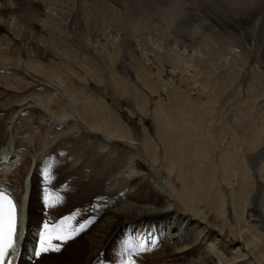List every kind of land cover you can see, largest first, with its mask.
Returning a JSON list of instances; mask_svg holds the SVG:
<instances>
[{
	"label": "bare ground",
	"instance_id": "1",
	"mask_svg": "<svg viewBox=\"0 0 264 264\" xmlns=\"http://www.w3.org/2000/svg\"><path fill=\"white\" fill-rule=\"evenodd\" d=\"M71 1H57L58 5L66 6L63 8L67 11L66 16L75 7ZM126 4L130 7H126L125 16L123 13L118 15L114 9H108L111 13L104 10L106 5L101 0H89L83 9L88 10L90 18H95L93 22L99 21L109 30L117 27L122 32V37L115 34L111 40H120L125 48L137 42L135 47L139 46L141 53L132 49L122 52L128 54L130 66L137 65L132 62V57L139 61L137 77L145 88L150 83L144 70L156 74L160 67L153 60L156 54L160 58L169 57L174 69L223 70L219 53L232 45L220 30L207 26V18L201 14L202 7L222 23L233 24L240 16L251 23L256 22L259 27L254 29L252 42L247 39L248 50L251 52L259 42L264 50V0H127ZM147 46L151 49L149 52L152 51L150 55L141 50ZM179 46L191 50L192 63L187 59L189 55L183 56L176 51ZM114 48L107 49L105 58L113 60ZM119 55L118 52L115 57ZM3 66L4 70L12 65ZM14 69L19 70V77L25 74L34 78L32 75L37 72L50 77V70L37 62L29 63L24 70L18 65ZM93 70L94 67H87L92 75ZM112 70L113 67L108 76L109 89L114 92L122 87V91L129 90ZM52 75L56 76L55 73ZM50 78L43 82L49 85L51 98L36 102L45 113L43 118L62 127L61 141L66 135H81V128L94 137L83 139L81 148L74 146L65 150L60 143L56 146L51 143L53 145L39 152L32 137L17 136L11 131L13 136L0 150V182L5 180L22 197L23 179L28 178V185L25 184L29 195L28 227L21 258L27 256L34 245V228L40 224L43 208L39 196L41 187L47 184L50 193L58 191L63 198H52L60 208L58 212L49 208L51 217L65 214L76 216L78 220L85 218L84 210L77 211V207L83 205L89 209L91 201L98 199L100 218L79 241L68 244L71 246L63 250L66 254L61 253L62 257L61 254L45 256L36 264H89L105 248L110 255V238L128 224L138 228L139 232L145 228L147 236L150 232L158 235L159 244L149 246L151 254L148 252L147 264H264V117L256 118L259 115L255 108L243 107L241 122L246 123L242 125L246 128L243 139L230 128L216 138L210 131L214 125L212 118L196 117L186 105L157 102L150 112L154 134L143 128L141 136H137L129 125L133 111L118 109L126 123L112 112L101 110L100 102H80L79 96L69 91L63 81ZM98 80L102 85L103 80ZM256 94V98L264 95ZM136 101L139 111L147 114L149 109L144 108V102ZM220 141L223 144L214 149L215 143ZM239 142L240 148H230ZM119 144L123 146L120 151L117 149ZM30 158L33 163L32 160L27 163ZM235 175L236 182L233 181ZM148 176L152 183L148 182ZM66 228L70 229V222ZM130 239L134 242L133 237Z\"/></svg>",
	"mask_w": 264,
	"mask_h": 264
},
{
	"label": "rangeland",
	"instance_id": "2",
	"mask_svg": "<svg viewBox=\"0 0 264 264\" xmlns=\"http://www.w3.org/2000/svg\"><path fill=\"white\" fill-rule=\"evenodd\" d=\"M57 1L0 0V150L8 144L7 141L13 136L12 133L17 136L32 137L33 141H35L34 146L39 152L48 145L55 144L56 146L57 143H60L65 150L74 146L81 148L83 139L87 136H90V138L94 137L92 133H87L85 128H81V135L74 136L72 134L67 136L65 134L66 136L61 141V133H64L62 127L49 118H43L45 113L41 107L36 105V102L39 99L49 100L51 98L49 85H45L43 82L50 77V80L53 79L52 81H63L69 91L79 96L80 102H92L95 104L100 102L101 110L105 113L112 112L113 116L120 117L122 120L124 119L118 114L119 108L121 111L122 109L127 112L133 111L129 119V125L137 136H141L143 128L150 130L152 135L154 134V121L150 112H152V108L157 102L186 105L188 106L187 110L196 117L203 115L205 118H212L214 125L210 131L216 138L218 135L220 136L221 132H225L226 129L230 128L235 133H239L241 139H243V132L246 130L242 126L245 122H241L243 121L244 106L255 108L254 111L259 115L255 116L256 118H260V115H262V118L264 117V95L263 97L259 95L256 98V93H264V50L261 42H259L255 48L253 47V53L252 51L249 52V42L247 40L249 38L251 41L253 40L252 37H255L253 32L259 27L256 22L251 23L246 17L240 16L233 24L228 21L223 22V24L217 17L209 14L205 7H202L201 14L203 13L204 15H202L207 18V26H211L210 28L215 31L220 30L224 34L226 41H229L232 45L231 47L228 45L225 51L219 53V61L223 65V70L214 71V69H207L205 72L203 70H197L196 72L193 67H186L183 70L174 69L169 57L167 59L160 58L159 54L152 55L154 56L153 60L160 67H157L158 71L156 74H153V72L147 73L149 69L146 71L143 69L146 73L145 78L150 83L148 89L137 77L139 74V61L136 60L135 56L132 57V62H137V65L130 66L128 54L122 52L124 49H132L141 53L139 46L138 48L135 47L137 42L134 41L130 43L133 46L130 45L129 48H125L123 43L120 44V40H111L118 34H120L118 35L119 38L122 37V32L117 27L109 30V27L103 26L99 21L95 20L96 22H93L95 18L93 16L90 18L87 15L88 10L83 9V5L87 2L89 3V0H69L71 3L74 2L75 6L72 7L73 9L70 11L69 16H66V10L63 9L66 6H63L62 3L59 6ZM107 1H110L109 4ZM107 1L101 0L106 5L104 10L114 9L118 15L123 13L125 16L128 11L127 8L130 7V5L126 4L127 0ZM99 6L101 5L99 4ZM220 10L222 11L223 9L220 8ZM110 35L111 37H109ZM114 46V53H120L117 58L115 57L116 54L113 56V60L118 59L115 62L112 59L109 60L110 58H105V52H108L107 49ZM117 47L119 51L116 49ZM141 50L149 55L152 53V51L149 52L151 50L149 46L146 48L142 47ZM176 51L184 54L183 56L187 55L188 57L189 55L187 59L191 63L194 61L190 57L191 50L189 48L183 49L179 46ZM254 54L257 57H254ZM107 55L109 56V53ZM36 62L41 64L43 68L50 70V77L48 74L38 72L32 75L34 78H30V75L25 74H21L19 77L17 74L19 70L14 69V66L18 65L24 70L23 68H27L29 63L36 64ZM6 64L12 66L10 69L3 70L2 66ZM111 66L113 67L112 71H115L113 74L124 81V85H128L129 90H125L126 92L122 91L123 87L117 92H114L111 88L109 89L107 83ZM87 67L89 69L94 67L93 75L91 74L92 72L87 71ZM95 67H98V69H95ZM53 73H55V77H53ZM244 73L246 75L243 80ZM99 78L103 80L102 85L98 80ZM258 80L259 82H257ZM136 92L138 93L137 96H135ZM137 99L140 102H144L145 109H149L147 114L143 115L136 107ZM13 126H15L14 129H12ZM95 136L101 138L100 135ZM215 144L214 149H217L223 142L220 141ZM122 147V144H119L117 149L120 151ZM240 147V142L236 147L230 146L231 149ZM231 152L233 153V151ZM238 157L241 158L239 154ZM31 160L33 163L31 158L27 160V163L31 162ZM30 165L32 166L31 163ZM147 179L149 183H152L151 177L148 176ZM237 179L235 175L233 181L236 182ZM25 184L28 185V178L23 179V192L27 189ZM23 196L24 193H22ZM78 210H81V208H77ZM72 226L73 223L70 221V229ZM123 229H120V231ZM76 240L79 241L80 238ZM117 240H120L119 233L112 235L109 245L114 246ZM62 253L66 254L64 251Z\"/></svg>",
	"mask_w": 264,
	"mask_h": 264
}]
</instances>
